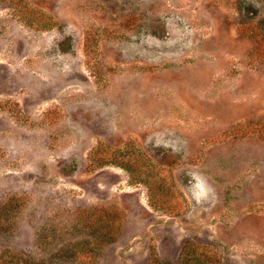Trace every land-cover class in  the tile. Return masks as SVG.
<instances>
[{
	"label": "rangeland",
	"instance_id": "1",
	"mask_svg": "<svg viewBox=\"0 0 264 264\" xmlns=\"http://www.w3.org/2000/svg\"><path fill=\"white\" fill-rule=\"evenodd\" d=\"M11 256L264 264V0H0Z\"/></svg>",
	"mask_w": 264,
	"mask_h": 264
},
{
	"label": "trees",
	"instance_id": "2",
	"mask_svg": "<svg viewBox=\"0 0 264 264\" xmlns=\"http://www.w3.org/2000/svg\"><path fill=\"white\" fill-rule=\"evenodd\" d=\"M115 218L116 216H114L113 214H111V216L107 215V214H97V215H92L89 216V218H85L86 220H88L89 223V228L92 229L91 233L92 236L94 238H99V237H110L112 236L118 229L117 223H115ZM83 248V247H82ZM86 248V247H85ZM81 249V247H80ZM187 247H184L183 251H182V262H185V260H187L188 253H186ZM80 257H83L84 259H86V256L84 254H79ZM17 260H19V257L16 258ZM21 261L24 262V264H37V260L36 262L32 259L28 258H21ZM87 259H89L87 257ZM9 262L11 264H20L18 263L15 259H13V257L11 256L9 258ZM40 263V262H38Z\"/></svg>",
	"mask_w": 264,
	"mask_h": 264
}]
</instances>
